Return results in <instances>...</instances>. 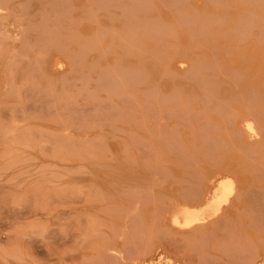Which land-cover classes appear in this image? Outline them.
Here are the masks:
<instances>
[{
	"label": "bare ground",
	"instance_id": "1",
	"mask_svg": "<svg viewBox=\"0 0 264 264\" xmlns=\"http://www.w3.org/2000/svg\"><path fill=\"white\" fill-rule=\"evenodd\" d=\"M159 1L174 8L171 18L160 15ZM242 1L247 6L234 28L245 36L258 26L260 42L264 41V13L256 8L264 10V0ZM209 2L223 9L201 11L188 0H0V264H37L38 255L23 254L25 238L35 239V246L37 240L42 248L47 245L48 251L52 243L65 244L56 250L54 264H264V188H239L230 166H222L216 182L211 179L205 187L197 181L205 174L193 168L198 183L185 186L187 178L177 177L167 165L175 157L174 164L199 166V152L214 160L231 149L232 140L219 136L220 122L217 127L206 116L210 109L229 111L215 94L224 82L219 80L223 62L215 54L206 58L183 53L186 58L178 60L186 68L181 72L167 55L170 49L178 50L182 28L188 47L195 48L201 38L226 26L230 0ZM102 15L120 23H102ZM85 22L94 23L93 28L83 29ZM153 68L158 71L155 77ZM254 68L264 70V59ZM243 72L224 73L237 81ZM165 77L173 80L169 90L162 87ZM178 78L199 85L204 110L191 108L194 94L186 93ZM256 91L247 100L259 105ZM251 112L252 116L245 112L244 135L237 140L263 176L258 165L264 163V124ZM150 117L153 121H148ZM131 120L148 136L124 129ZM104 124L126 133L120 137L109 132L121 138L122 164L141 161L153 169L145 184L125 183L121 188L112 184L116 181L104 180L103 171L115 172L120 164L118 151L104 137ZM181 126L189 128L190 144ZM234 129L240 132L237 126ZM255 171L248 170L258 181ZM168 179L180 184L181 197L155 189L164 190ZM59 206L63 208L58 211ZM163 238L181 246L175 248L176 260L162 252L150 259L155 239Z\"/></svg>",
	"mask_w": 264,
	"mask_h": 264
},
{
	"label": "rangeland",
	"instance_id": "2",
	"mask_svg": "<svg viewBox=\"0 0 264 264\" xmlns=\"http://www.w3.org/2000/svg\"><path fill=\"white\" fill-rule=\"evenodd\" d=\"M75 1V3L77 2V3H82L84 0H74ZM208 1L209 0H188V2L189 3H191V5H193L194 7H196V8H198L199 10H201V11H203V10H206V9H210V10H215V11H221L223 8H222V6L223 5H216V4H213V3H211V2H209L208 3ZM238 1V2H237ZM205 2H206V4L208 3L209 4V6H207L206 4H205ZM241 2V3H240ZM159 4L157 5V7L156 8H158L159 9V13H160V15L163 17V18H165V19H169V18H171L172 17V14H173V11H174V8L172 7L171 8V6H169L168 8L166 7V5L165 4H162L160 1L158 2ZM244 2L242 1V0H236V2L234 1V0H230V9H229V13H228V22H227V24H226V26L225 27H223V29L222 30H219V31H216V33L214 34V36H208V37H204V38H201L196 44H198L195 48H197V47H199V48H197V49H195L194 47V50H192L193 48L192 47H188L189 46V39L187 38V34H186V31L182 28V29H180V34H181V36H180V38H178V42H180L179 44V47H178V54H176V52H173V50L172 49H170L168 52H167V55L170 57H172V60H171V62L170 63H172L173 65H175L176 64V66L178 65V69H179V71H184L185 70V68H186V66L184 65V64H180V61L178 60V59H185L187 56L188 57H194L195 55H198V56H200V57H205V56H207L206 58H211V57H213V55H214V58L216 57V58H218L219 59V61H221V62H223V65H222V70L224 69V72L225 73H231V72H233V70L234 69H239V70H241L243 73H242V79H240L239 80V77L237 78V81H236V79L235 80H232V78L231 77H229V76H227V75H225V73L222 71V74H219V80H221V82H222V80L225 82H222V83H220L219 84V87H218V89H217V92H218V94L215 92V94L217 95V97L219 98V99H222V100H224L225 102H226V105H228L227 106V110H229L230 111V113H231V115H229L228 114V112L226 113L225 111L226 110H224V109H222L221 110V108L219 109V110H215V109H206V111L207 110H209L210 112H207L206 114V116H208L209 118H211V122H212V120H214L213 122L214 123H216L217 124V127L219 126L218 125V123L220 122V128H217V129H220V137L222 138V139H224V140H226V141H230V140H232V145H231V149L232 150H235L234 152H232L231 153V149L228 151V152H230L229 154H227L228 152H223V155H222V153L220 154V157L219 158H214V160L212 161V160H206L205 159V157L201 154V155H199L200 154V152L197 154V159L199 158L200 159V161L202 162V163H200L199 164V166H198V164L196 165V166H194L193 167V165H195V162H190V164L189 165H187V166H185V163L187 164L188 162H182V161H178L179 162V164H174V162L176 161V158L174 157V159H171V161L173 160V164H172V162H167V165H168V167L170 168V171L172 170L173 171V173L174 174H176L177 175V177H179V176H182V177H186L187 178V180H188V182H187V180L185 181V183H183L185 186H187V185H189V184H191L192 186L193 185H195L196 183H200V182H203V183H201V185H202V187L204 186L205 187V185L206 186H208L209 184H207L208 182H210V180L211 179H215V178H219V176L221 175V173H219L220 171H223V167L224 166H230V168L231 169H233L235 172H231L232 173V175L231 176H233V177H235L236 178V180L238 181V184H239V188H241V189H243V190H246V189H248V187H252V188H257V187H263L264 188V163L263 162H261V163H263V165L261 166V163L258 165V166H260L261 167V170H262V168H263V171H261L262 173H263V176H262V174L260 173V169H259V171H258V168H256L255 166L256 165H254L253 163H252V160L250 159V157L249 158H246L245 157V155L247 154V153H245V152H243V150H242V148H241V142L240 141H238L237 139H239L240 140V138H241V136L242 135H244L243 134V132L241 131V127H242V120H243V117H244V115L245 116H247V115H249V116H252L251 114H250V112H251V110H252V112L251 113H253V115L255 116L256 115V117L258 116L259 118L261 117V119H263V115H264V112H263V115H262V111H264V70H261L260 72L256 69V68H254V64H257L258 63V61L260 62V59L262 60V59H264V41H261V42H263V43H261L260 42V35L258 34L259 33V31H260V29L258 28V26H253V27H256V28H251L250 30L251 31H249V32H251L249 35L247 34V35H245V36H241V33H239L240 31L237 29H235L234 28V26H235V23H236V19H239V17L240 16H242L241 15V13H244V12H242V10L243 9H246L245 7L247 6V4H246V2L243 4ZM168 6V5H167ZM160 7V8H159ZM256 8H257V11H258V13L259 14H263L264 13V10H262V7H257L256 6ZM157 9V10H158ZM259 9H261V10H259ZM156 13H157V10L156 9H153ZM115 11H118V9L117 10H115ZM154 11H152V12H154ZM244 11V10H243ZM219 13H222V12H219ZM149 14H151V13H149ZM117 20V21H116ZM115 21L112 19V21L111 20H109V18H107V17H105L104 15H102L101 16V20L100 21H102V23H113L114 25H116L117 26V24H119L120 23V20L119 19H116ZM234 25V26H233ZM93 26H94V23H84V25H83V29H85V30H91L92 28H93ZM228 26V27H227ZM234 30H236V31H234ZM223 31H225V32H223ZM256 32V33H255ZM261 32V31H260ZM259 35V36H258ZM251 36V37H250ZM247 37V38H246ZM237 38H240L241 40H242V38H244L245 40L243 41L242 40V42H240L239 41V39H237ZM203 39V40H202ZM253 40V41H252ZM215 41V42H214ZM218 41H220V42H218ZM199 42L201 43V44H199ZM246 44V45H245ZM250 44V45H249ZM258 44V45H257ZM203 46V47H202ZM243 46H244V50H243ZM212 47V48H211ZM214 47H216V48H214ZM185 48H187V49H185ZM191 48V50H188V49H190ZM218 49H220V50H218ZM221 49H223V50H221ZM202 50V51H201ZM227 50L229 51V53L227 54L226 52H227ZM181 51H182V53H181ZM199 51V52H198ZM212 51H213V53H212ZM192 52H194V53H192ZM204 52V54H201V53H203ZM174 53H175V55H174ZM183 53H186L187 55H186V57L185 56H183V57H185V58H183V57H181L182 55H184ZM211 53H212V55H211ZM230 53H233L232 55L230 54ZM238 53V54H237ZM58 55V53H56V52H54V56H57ZM167 55H165V56H167ZM179 55V56H178ZM208 55H210V57L208 56ZM243 55H244V57H243ZM247 55V56H246ZM180 57V58H179ZM128 58H130V57H128ZM164 58H168V57H164ZM61 61H63V60H61ZM229 65V66H228ZM243 66V67H242ZM237 67V68H236ZM243 69H242V68ZM231 68H234L233 70H231ZM245 68V69H244ZM231 70V71H230ZM229 71V72H228ZM158 72V71H157ZM156 71H155V68H153V69H151V74L153 73V76L155 77V76H157V73ZM224 73V74H223ZM246 73H247V76H246ZM263 76V77H262ZM183 78H178V79H176L177 81H179V82H182V84H183V89H184V91L186 92V93H188V94H192L193 96H194V100H193V103H192V105H191V108L194 110L195 109V111L196 110H198L199 111V109L200 110H204V108H205V102H204V96H203V93H202V90L198 87L199 85H197L196 84V82L194 81V80H192V79H186V78H184L183 80H182ZM239 80V81H238ZM251 80V81H250ZM229 82V84H227L228 82ZM227 82V83H226ZM238 82H239V84H238ZM162 87H163V89L164 88H166V89H164V90H169L171 87H172V85H173V80H171L170 78H167V77H165L163 80H162ZM164 83V84H163ZM261 83V84H260ZM191 84L194 86H191ZM233 84H234V86H233ZM197 85V86H196ZM237 85V86H236ZM263 85V86H262ZM193 89H192V88ZM237 87V88H236ZM253 87H254V89H253ZM262 89V90H261ZM224 90V91H223ZM252 90H254V91H252ZM255 90H257L256 92H259L260 93V98H258V103H260L259 105H260V107H259V105H257V101L256 102H250L249 103V100H247V99H249V97L250 96H252L253 95V93L255 92ZM250 91V92H249ZM223 92V93H222ZM238 92V93H237ZM240 92H243V93H240ZM252 92V93H251ZM200 93V94H199ZM243 96H240V94ZM249 95H248V94ZM231 94H232V96H231ZM238 94V95H237ZM244 94H247V95H245V98H244ZM196 95L197 96H200V97H196ZM233 95H237V97L236 98H234V96ZM202 96H203V98H202ZM230 96H231V100L229 99L230 98ZM249 96V97H248ZM229 97V98H228ZM242 97V98H241ZM201 98V99H200ZM230 100L229 101V103H227V101H228V99ZM233 98H234V100H236V101H234L233 100ZM245 100H244V99ZM199 99V100H198ZM226 99V100H225ZM116 100H118V99H116ZM201 100V101H200ZM245 101V103L243 102V101ZM261 100V101H260ZM198 103H199V106H198ZM252 103V104H251ZM254 103V104H253ZM244 104V105H243ZM251 104V105H250ZM256 104V105H255ZM248 105V106H247ZM204 106V107H203ZM194 107V108H193ZM203 107V108H202ZM232 107H234V108H232ZM244 107V108H243ZM256 107V108H255ZM258 107H259V109H263L262 111L260 110H258ZM202 108V109H201ZM246 108H250V111H249V109L248 110H246ZM235 109H236V112H237V114L239 115H235ZM246 111H245V110ZM255 109V110H254ZM220 110H221V112H220ZM257 110V111H256ZM212 111V112H211ZM216 111V113L219 115H217V114H215L214 112ZM247 111H248V113H247ZM245 112L247 113V115L245 114ZM259 113H261V116H260V114ZM220 115H222V116H224V117H221V119H222V121L224 122V121H229V123H227V122H225V123H221L222 121L219 119L220 118ZM226 115H227V117H226ZM242 116V118H240ZM208 117H205V119L206 118H208ZM225 117L227 118V120H223V119H225ZM234 117V118H233ZM209 118H208V121H209ZM231 118H233V119H231ZM255 118V117H254ZM153 119V117H150V119H148V121H151ZM229 119H231L232 121H230ZM236 119V120H235ZM261 119H258V121L260 122V124L261 125H263L264 124V120L262 121ZM207 120V119H206ZM218 120V121H217ZM153 121V120H152ZM234 121V122H233ZM236 121V122H235ZM39 122H41V123H43V124H47V125H51V126H54L55 124L54 123H49V122H47V121H42V120H39ZM129 122V121H128ZM127 122V123H128ZM134 121H130L129 122V124H123V128L124 129H128V128H132V129H135V131L137 130L138 131V133L139 134H142V135H146V136H148V134H146V132L148 133V131H146L145 129H141V128H138V125L136 124V126L134 125V123H133ZM169 122L170 123H172L173 122V120H169ZM233 123V125H232V123ZM118 123V122H117ZM197 123L198 122H196V119H195V121H194V124L195 125H197ZM119 124V127H121L122 126V124L121 123H118ZM228 124V125H227ZM236 124V126L238 127V129L240 128V132H239V130H237V129H234L236 126H234ZM227 125V126H226ZM103 126V128L106 130V132H107V135L106 136H104V137H106V139H107V142L108 143H112L113 144V147H115V152H117L118 151V153H119V158H118V161H119V165L118 164H116L117 165V169H119V170H117V169H115L114 171L115 172H112V171H108V169H105L104 171H103V177H104V180H105V177H106V179L108 180V181H113V182H115V183H112V184H114V185H116V186H118L119 185V187L121 186V188L122 187H124V186H126V184H127V186L128 185H133V184H138V183H140V184H145L146 182L145 181H147L148 179L147 178H149L150 176H151V171L153 170V169H149V168H145L143 165H142V162L141 161H139L138 163H136V165L135 164H122L121 162H122V157H120V155L122 156V153H120V139L121 138H119V136L121 137H126V133H122V132H120L121 130H117V131H115V130H113V129H111V127L112 126H110L109 124H104V125H102ZM110 126V127H109ZM131 126V127H130ZM224 126H226V127H224ZM232 126V127H231ZM264 126V125H263ZM135 127H137V128H135ZM225 128V130H224V128ZM181 128V131H182V134H183V137H185L188 141H190L189 142V144L191 143V139L193 138L192 136H191V134H190V130H189V128H187V127H185V126H181L180 127ZM227 128V129H226ZM141 129V130H140ZM183 129V130H182ZM203 130H205L204 128H202ZM142 130H145L146 132H144V131H142ZM189 130V131H188ZM110 131H115V133L117 134V135H119V136H112L111 135V133H109ZM218 131V130H217ZM223 132H225V133H223ZM231 132V133H230ZM232 132H234V133H232ZM237 132H239V133H237ZM108 133H109V135H108ZM227 133V134H226ZM230 137H229V136ZM238 135V136H237ZM112 137V138H111ZM114 137H116L115 139H113ZM239 137V138H238ZM245 137V136H244ZM111 138V139H110ZM200 139L202 138V137H199ZM198 138V140H197V142L199 143V142H201L202 141V139L200 140ZM228 138L230 139V140H228ZM113 139V140H112ZM112 140V141H111ZM231 142V141H230ZM233 142H235L236 144L233 146ZM120 144V145H119ZM237 145V146H236ZM238 146H239V149H238ZM204 149H202V151H205V147H203ZM236 151H238V152H236ZM240 152H241V154H240ZM234 154V155H233ZM249 156V155H248ZM202 157H204V158H202ZM243 157V158H242ZM221 158H222V161H221ZM232 158V159H231ZM218 159V160H217ZM237 159V160H236ZM240 159H242V160H240ZM215 160H217L218 162V164L216 163L215 164ZM239 160V161H238ZM249 160H251V162H249ZM221 161V162H220ZM243 162V163H242ZM199 163V162H198ZM228 163V164H227ZM240 163L242 164L241 166H239L240 165ZM249 163H251L250 165V167H254L253 169L254 170H257L258 172H257V174L259 175L258 176V181L255 179V177L257 178V175H255V174H253L252 175V173H256V171L255 172H253L254 170L252 169V168H250V167H248V165H249ZM180 164H182V165H180ZM239 164V165H238ZM178 165H180V166H178ZM181 166H182V168H181ZM189 166H191V168H188ZM198 166V167H197ZM223 166V167H222ZM243 166H245V167H243ZM257 166V167H258ZM197 167V168H196ZM201 167V168H200ZM241 167H242V169H241ZM248 167V168H247ZM259 167V168H260ZM129 168V169H128ZM135 168V169H134ZM193 168H195V170L197 169V170H200L201 171V173L203 172L204 174V179H203V177H202V179H201V175L199 176V178L202 180H197L196 179V176H197V173H194V169ZM203 168H205L204 170H203ZM147 169H149V170H147ZM244 169H246V170H244ZM197 170H196V172H197ZM248 170H250L251 172H248ZM187 171L189 172L187 175H184L183 174V172L186 174L187 173ZM105 172H107V174H105ZM119 175H118V174ZM126 174V175H125ZM190 174V176L191 177H193V178H191V177H189L188 175ZM235 174V175H234ZM123 175H124V177H126V178H124L123 177ZM262 176V177H261ZM146 180H145V179ZM189 178V179H188ZM262 178V179H261ZM198 182H197V181ZM252 180H253V182H252ZM136 181V182H135ZM192 181H195V182H192ZM262 181V182H261ZM166 182V183H165ZM162 185H165V188H164V190L163 189H161V187H159V186H156L155 187V189L156 190H162L163 192H166L165 194H168V195H173V196H175V197H181V195H182V189L180 188V184H178L177 182H174V181H171V179H168V180H166ZM187 182V183H186ZM193 184H192V183ZM216 182V179L214 180V182H213V184ZM250 182H252V185H250ZM126 183V184H125ZM132 183V184H131ZM172 183V184H171ZM174 183V184H173ZM212 184V183H211ZM210 184V185H211ZM261 185V186H260ZM159 187V188H158ZM211 187V186H210ZM250 189V188H249ZM176 190H181V191H176ZM120 197L122 198V199H120ZM118 198H119V200H125V198L124 197H122V196H118ZM62 206H59V207H57L58 208V211L59 210H62V208H61ZM147 218H149V217H147ZM150 219V218H149ZM158 221V220H157ZM49 225H50V223H49ZM216 233V235H218L219 234V231H215ZM214 235V234H213ZM216 235H214V236H216ZM165 238H163L162 239V241L160 242V240L159 239H155V244H156V246H155V250H154V253L152 254V256H151V258L150 259H154V258H156L157 256H158V254L160 253V252H162V253H164L165 255H167L169 258H173L174 260H176V252H175V248H181V246L179 245V243H175V244H171L170 245V243L168 242L169 240H167V238H166V240H164ZM28 240V238H25L24 239V241H23V244H24V246H23V254L26 256V254L27 255H32V254H36V255H38V256H36L35 257V255H34V257L36 258V259H38V258H40V259H43V260H41V262L42 263H46V264H54V263H57L58 262V259H57V253H56V250L58 249L59 250V248L61 249V248H63V245H65V244H63V245H61L60 244V242H56V243H54V245H53V243H52V247H51V249H49V251H50V253H51V251L52 252H54V253H49V251H48V248L46 249L45 247H47V245H45V247H44V245H43V248H42V246H41V244H40V242L37 240L36 241V246H35V239H29V241H27ZM34 240V241H33ZM60 241L61 239H57L56 241ZM33 241V242H32ZM44 241V240H43ZM28 242V243H27ZM34 244V245H32V243ZM38 242V243H37ZM42 242V241H41ZM30 243V244H29ZM43 243H45V242H43ZM26 244V245H25ZM57 244H58V246H57ZM176 244H177V246H176ZM30 245V246H29ZM38 245H40L39 247H37ZM67 245V244H66ZM33 246H35V250H34V248H32L31 250H30V247H33ZM176 246V247H175ZM28 247V248H27ZM58 247V248H57ZM65 247V246H64ZM39 248V249H38ZM41 249V250H40ZM169 249V250H168ZM36 250H38V251H36ZM39 250H40V254H39ZM33 251V252H32ZM177 251V250H176ZM171 252V253H170ZM26 253V254H25ZM44 253V254H43ZM45 253H46V255H45ZM48 253V254H47ZM42 254H43V257H42ZM51 255V258H49V256ZM46 256V257H45ZM53 258H55L54 260H53ZM40 259L38 260V262H37V264H39V263H41V262H39L40 261ZM177 263H179L180 261H176ZM13 263V262H12ZM11 263V261H10V263L9 264H12ZM14 264V263H13Z\"/></svg>",
	"mask_w": 264,
	"mask_h": 264
}]
</instances>
